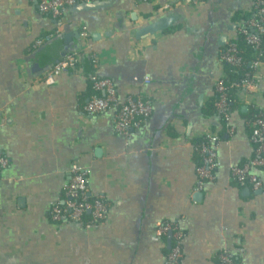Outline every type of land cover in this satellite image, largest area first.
I'll return each mask as SVG.
<instances>
[{"label":"crops","instance_id":"obj_1","mask_svg":"<svg viewBox=\"0 0 264 264\" xmlns=\"http://www.w3.org/2000/svg\"><path fill=\"white\" fill-rule=\"evenodd\" d=\"M102 1L52 17L38 0H0V153L8 159L0 170V264H165L174 230L159 235L161 222L182 231L177 264H215L222 249L241 264H264V169H255L263 183L255 194L228 179L231 165L253 156L245 114L264 117V61L256 84L235 93L232 135L221 137L217 115L203 112L225 74L219 52L243 23L235 12H249L253 1L180 0L166 11L167 0ZM167 15L176 16L169 27L138 35ZM90 50L97 62L86 61ZM74 51L77 63L45 83L46 70ZM92 74L111 79L120 100H148L141 127L121 135L112 110L86 111ZM207 132L221 139L220 165L195 199V142ZM74 163L88 170L90 195L106 200L98 223L50 219Z\"/></svg>","mask_w":264,"mask_h":264},{"label":"built area","instance_id":"obj_2","mask_svg":"<svg viewBox=\"0 0 264 264\" xmlns=\"http://www.w3.org/2000/svg\"><path fill=\"white\" fill-rule=\"evenodd\" d=\"M101 0H38V9L41 13L59 17L63 10L75 5L95 2ZM180 0H167L161 5L163 11L169 10L173 3ZM255 9L253 18L238 27L239 33L245 36L246 42L257 49L264 35V0H252ZM88 33L82 30L83 39ZM49 36L37 39L34 48L40 47ZM90 57L93 62L98 61L97 53L90 50ZM219 59L222 63L237 66L241 62L237 54L235 41H229L219 52ZM78 61V52L74 51L64 55L56 60L44 73L43 81L47 84L53 83L55 77L61 72L67 71ZM260 60H254L250 66L253 72L238 83L229 85L237 92L240 89H249L257 82L255 70L259 67ZM226 75L216 80L215 91L219 98L215 102L217 107V117L227 135L233 134V127L230 124L231 110L227 105ZM147 81V79H146ZM92 86L95 90L101 91L102 95L93 94L87 101L85 109L88 113H102L112 110L114 112L113 126L117 133L121 135L130 134V131L138 129L143 125L145 119L151 114L152 108L148 100L141 97L126 96L120 100L116 93V88L111 79L92 75ZM250 135L249 139L253 146V156L240 165H231L229 181L233 184L245 182L249 183L253 191H261L263 183L255 173V169H264V117L259 115L247 120ZM204 145L201 150L202 165L196 168V181L194 192L202 191L205 183L214 179V170L220 165L218 160L217 148L221 141L219 135L215 132H207L202 135ZM8 159L0 153V170L7 166ZM71 178L65 186L64 195L61 201H56L50 207V219L54 223L64 224L74 222L82 225L85 213H90L93 221H102L107 215V203L103 195L91 196L88 186V170L80 167L78 164H72ZM94 222H91V224ZM173 238L176 241L171 249L165 264H177L182 257L180 251V242L182 231L176 226L167 222H161L156 226L159 235L173 231ZM218 264H238L234 261L233 254L226 249L220 250Z\"/></svg>","mask_w":264,"mask_h":264},{"label":"trees","instance_id":"obj_3","mask_svg":"<svg viewBox=\"0 0 264 264\" xmlns=\"http://www.w3.org/2000/svg\"><path fill=\"white\" fill-rule=\"evenodd\" d=\"M141 1L146 2V1H150V0H141ZM254 11H255L254 7H252L249 12L248 11L244 12V11L238 10L235 12L234 19H235V21L242 20L243 23H246L248 20L253 18ZM236 34L237 35H236V38L234 41H235V45H236V49H237V54L241 58V62L237 66L229 65L227 63H223L224 64V71H225V75H226V78H225L226 79V85L228 86L227 94H226L227 105L231 111L238 107V103H237L236 95H235L236 91L233 89V87H229V85L240 82L242 79L247 78L253 72V69L250 66L252 61H254V60H260L262 62L264 61V35L261 38V42L259 44V47L257 49H255L254 47H252L250 44H248L246 42L245 36L242 33H239V31H238V32H236ZM85 59H86V61L87 60L89 61L90 56L86 57ZM91 88H92L91 94L94 93V94L102 95L101 91L95 90L93 88L92 83H91ZM218 98H219V95L215 91L213 98L210 99V101L205 105L206 108H204V110H203L205 115H207V116H210L213 114L217 115V107L215 106V102L218 100ZM259 115H261L259 110L253 109V110L248 111L245 114V119L247 121V120H249L251 118H255ZM224 134H226V133L222 130L221 131V137H223ZM203 145H204V139H197V141L195 142V146H196L195 153H199L200 157L202 155L201 150H202ZM200 165H202V158L200 159V161H198L197 166H200ZM234 185H236L239 190L243 189L244 187H248L251 194L256 193V191H253L252 189H250L248 182H245L244 184L235 183ZM91 222H94V224H95V223H98L100 221H93L91 218V214L85 213L82 226H87V225L91 224ZM175 243H176V241L173 239L171 248L174 247ZM167 252H169V251H167ZM219 255H220V251L216 254L215 264L219 263ZM233 258H234V261L236 263L241 264L235 255H233Z\"/></svg>","mask_w":264,"mask_h":264},{"label":"water","instance_id":"obj_4","mask_svg":"<svg viewBox=\"0 0 264 264\" xmlns=\"http://www.w3.org/2000/svg\"><path fill=\"white\" fill-rule=\"evenodd\" d=\"M107 3L108 2L101 0V1H95V2H89V3H83V4L75 5L71 8H73V10H75V11H79V10L89 9V8L103 7ZM175 19H176V16H174V15H167V16L158 18L157 20L149 23L147 26L141 28L138 35L143 36V35H148V34H154L158 31H162L163 29H166L167 27H169ZM244 108L245 107H243V109ZM246 192H248V189H245L244 193H246ZM200 195H201V192H195L193 197L195 199H198L200 197Z\"/></svg>","mask_w":264,"mask_h":264}]
</instances>
